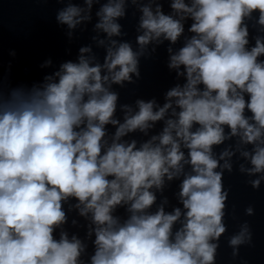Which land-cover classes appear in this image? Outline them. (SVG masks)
Returning a JSON list of instances; mask_svg holds the SVG:
<instances>
[{"label": "clouds", "instance_id": "9594fccd", "mask_svg": "<svg viewBox=\"0 0 264 264\" xmlns=\"http://www.w3.org/2000/svg\"><path fill=\"white\" fill-rule=\"evenodd\" d=\"M130 7L136 49L120 22ZM55 20L69 40L91 24L104 55L81 46L42 82L13 85L0 73V264H216L228 230L225 173L255 190L264 181V0H68ZM165 41L167 68L183 81L162 104L120 103L113 86L136 84L141 60ZM174 180L182 206L165 211ZM70 198L88 221L83 239L63 227ZM245 244L247 220L228 238L233 258Z\"/></svg>", "mask_w": 264, "mask_h": 264}, {"label": "water", "instance_id": "95a60500", "mask_svg": "<svg viewBox=\"0 0 264 264\" xmlns=\"http://www.w3.org/2000/svg\"><path fill=\"white\" fill-rule=\"evenodd\" d=\"M68 0L58 3L57 0H0V73L4 75L6 81L15 85L21 82H42L45 75H51L54 71L59 70L60 64L67 60L77 61L79 47L91 44L93 52L97 59L102 62L104 50L98 48L91 40L95 33L92 31L91 24L87 30L81 31L82 26L75 30L74 38L69 40L67 37V26H58L55 16ZM73 2H82V0H73ZM168 10L167 4L165 11ZM134 9L129 8L127 18L120 22L124 25V30L128 33L124 39L130 40L134 49L138 48L135 44L137 32L135 25L139 13L134 17ZM257 14H254V18ZM252 35L256 31L251 28ZM187 35V28L185 30ZM183 44V38L172 45L173 50H177ZM254 40H250V46ZM169 43L165 41L157 49L156 55L152 59L141 60V79L136 84H129L126 88L113 86L115 91L120 93V103H130L134 106V100L137 97L150 99L155 97L158 102L163 103L164 92L182 82L183 77L177 78L175 70L169 71L167 61L169 53L167 48ZM15 52V56L11 55ZM88 55V54H86ZM51 59L52 64L48 67H40L46 60ZM11 63L12 68L9 72L8 65ZM117 116L122 120V112L117 111ZM160 130V123L157 128ZM110 131L114 128L110 127ZM132 138L143 140L145 137L142 133H136ZM214 151L218 154L223 146H213ZM243 163L241 159L239 161ZM248 177L234 170L232 174L227 172L224 175L225 188H230L228 198V209L225 217L227 232L220 239V247L216 264H264V181L260 189L255 190L246 183ZM179 191V181L169 182L165 188L164 196H167L168 203L164 205L165 211H171L174 207L182 206L179 203L176 193ZM157 204L162 202V197L157 193ZM76 201L71 199L64 204L68 221L63 226L68 231L69 237L77 234L82 239L86 237V225L88 221L79 216L76 209L69 210V204ZM235 205L236 219H233L232 208ZM252 205L255 209V215L246 216L244 209ZM156 205H153L155 209ZM123 215V211L121 210ZM78 221L74 226L72 220ZM247 220L250 223L253 232V245L247 244L239 247V256L232 257V248L228 245V238L239 232L240 223ZM83 225V227L81 226ZM56 236H59L57 230ZM91 243L89 242V253H91Z\"/></svg>", "mask_w": 264, "mask_h": 264}]
</instances>
